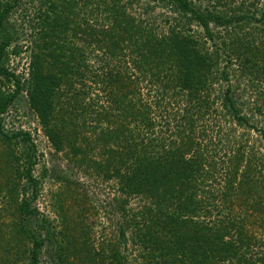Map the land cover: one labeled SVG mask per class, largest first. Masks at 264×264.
<instances>
[{"label": "trees", "instance_id": "obj_1", "mask_svg": "<svg viewBox=\"0 0 264 264\" xmlns=\"http://www.w3.org/2000/svg\"><path fill=\"white\" fill-rule=\"evenodd\" d=\"M52 2L56 16L40 15L42 23H33L37 32L28 78L8 66L10 52L20 56L23 47L9 51L12 36L4 20L11 5L0 4V87L15 86L0 94V130L1 115L26 91L57 152L67 145L83 152L78 137L92 128L95 144L109 155L105 166L118 179L124 202L135 196L150 202L143 205V226L136 234L142 232L137 238L152 259L164 264H264V128L257 127L254 115L264 112L263 106L252 99L247 105L253 114H242L244 95L227 85V114L209 113L216 103L210 90L230 81V60L238 61L242 71L243 58L250 57L249 85L255 90V77L264 79V42L259 46L240 31L241 24L255 19L264 33V0H64L61 7ZM66 31L82 45L73 36L63 38L60 33ZM237 126L248 130L237 134ZM17 137L24 150L13 158L14 183L26 178L37 187L36 147L30 134ZM212 182L220 184L214 193L222 207L218 219L194 221L209 193L201 189ZM166 196L177 203L164 202ZM19 208L24 215L36 212L26 198ZM252 217L260 227L255 235L249 230ZM137 218L135 214L133 220ZM33 237L32 264H37L42 241ZM60 250L67 252L64 245ZM88 251L86 261L106 264L109 258V264H123L116 250ZM60 256L64 263L65 255Z\"/></svg>", "mask_w": 264, "mask_h": 264}, {"label": "rangeland", "instance_id": "obj_2", "mask_svg": "<svg viewBox=\"0 0 264 264\" xmlns=\"http://www.w3.org/2000/svg\"><path fill=\"white\" fill-rule=\"evenodd\" d=\"M49 1L0 0L2 5H8V3L11 5L4 20L6 32L12 36V45L9 51L13 46L23 47V53L20 56L10 52L8 66L22 77H29L30 55L32 46L35 47L33 43L37 32L33 23L35 22L37 25L42 23L37 19L40 15L43 18L48 15L56 16V7H51L52 1L60 7L64 4V0H52L51 3ZM259 16H261L260 12L254 17L258 18ZM193 27L202 32V28L197 22L193 23ZM240 27L242 34H248L247 40H253L261 46L264 42L263 28H259L260 24L255 19L246 25L241 24ZM212 28L214 30L216 27ZM60 34L64 35L63 38L73 36L74 40L82 45L79 42L81 39L71 34V31ZM226 40L229 42L228 36ZM208 44L209 47L212 46V43ZM222 57H224L223 61H226L227 57L223 54ZM230 61H232L230 81L215 85L213 90H210L211 97L216 103L211 106L209 113L211 115L216 112L227 114L223 97L227 85L236 90L237 94L244 95L246 104L239 103L242 114L247 116L253 114L251 109H254L247 105L253 103L252 99H260L258 105L261 104L264 109V79L261 75V81L255 77L256 90L249 85L248 71L252 64L250 57L245 55L243 58L245 69H241L242 71H240L238 61L234 59ZM219 62L218 68L221 69L222 63L220 60ZM0 88V94H3L11 89L14 90L15 86ZM261 93L263 97L258 98V94ZM253 106L255 107L254 104ZM254 115L257 127L264 128L263 110L262 113L258 112ZM1 117L3 121L0 130V264H32L31 254L34 245L32 236L42 241V245L38 249L37 264H103L101 260L99 262L85 260L90 253L89 249L101 252L103 248L107 249L109 254L116 250L123 257V264H164L163 260L159 258H157L159 263L152 259L144 247L146 243L138 240V234L142 232L136 234L143 226L141 220V213H145L143 205L150 202H144L136 196L130 198L128 202H124L117 184L118 179L115 174L113 177L109 176L105 166V163L109 161V155L101 145L95 144V133L91 132L92 128L87 132L82 131L78 137L83 152L78 149L79 147L75 151L74 146L67 144L66 150L57 152L45 135L37 114L32 110L26 91L18 95ZM224 121L222 120V122ZM227 124L230 123L226 122ZM236 128L237 134L248 130L242 126ZM19 132L30 134L31 142L36 147L33 177L38 184L37 187L32 186L31 181L26 178L14 183L16 174L13 158L15 155L21 157L24 150L22 142H20L21 137H17ZM75 137L73 135V138ZM84 137L92 139L87 142ZM88 143L92 145V148L87 147ZM223 176L220 173L217 175L218 179H222ZM14 187L17 188L18 194L10 195L8 190L14 189ZM219 188L220 184L212 182L201 189L202 191L207 189L209 193L204 194L200 191V195L204 194L202 198L205 200V207L199 209V213L192 217L195 219L194 221H203V223L208 221L209 224L218 219L219 210L222 207H218L214 193H219ZM214 190L216 191L214 192ZM25 198L31 203V208L36 209L34 214L24 215L21 212L19 205ZM174 199L177 203V198L166 196L164 202L168 203ZM238 201L242 202L241 197ZM206 205L208 206L206 207ZM235 209L236 212H240L237 206ZM178 211L180 212L179 209ZM135 214L139 219L137 221L133 220ZM242 216L245 214L241 211V219ZM253 221L254 217L251 218L249 230L255 235L260 232V227L258 226L259 222L253 224ZM22 224L26 225L25 229L30 234L22 230ZM122 231L125 232L124 237ZM235 234L232 231L230 235ZM84 241L87 242V245H84ZM60 245H64L65 250L67 248L65 254L60 250ZM60 252L62 257L65 255L64 263ZM157 252L161 253V250H157ZM108 260L109 258L106 260V264H109Z\"/></svg>", "mask_w": 264, "mask_h": 264}]
</instances>
